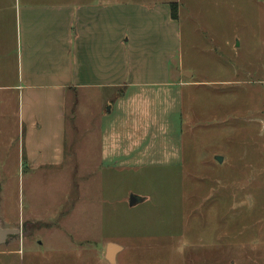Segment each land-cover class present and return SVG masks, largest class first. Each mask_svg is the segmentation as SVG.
<instances>
[{
  "label": "rangeland",
  "instance_id": "1",
  "mask_svg": "<svg viewBox=\"0 0 264 264\" xmlns=\"http://www.w3.org/2000/svg\"><path fill=\"white\" fill-rule=\"evenodd\" d=\"M161 1L132 0L177 5L166 83L69 107L62 165L0 107V264H264V0Z\"/></svg>",
  "mask_w": 264,
  "mask_h": 264
},
{
  "label": "crops",
  "instance_id": "2",
  "mask_svg": "<svg viewBox=\"0 0 264 264\" xmlns=\"http://www.w3.org/2000/svg\"><path fill=\"white\" fill-rule=\"evenodd\" d=\"M3 1L0 107L7 112L18 99L29 168L66 161L69 121L84 125L70 113L72 105L91 103L98 93L166 83L178 46L177 35H164V25L176 21L171 6L11 0L8 9Z\"/></svg>",
  "mask_w": 264,
  "mask_h": 264
},
{
  "label": "water",
  "instance_id": "3",
  "mask_svg": "<svg viewBox=\"0 0 264 264\" xmlns=\"http://www.w3.org/2000/svg\"><path fill=\"white\" fill-rule=\"evenodd\" d=\"M187 77L190 75L189 73L186 74ZM191 76V75H190ZM217 160L222 161L221 157H217ZM142 201V199H141ZM140 200H138L136 197H131V206L136 205ZM20 230L18 229H7L3 228L0 225V245L6 244L8 240L16 235H20ZM123 251V247L116 244V243H109L107 245L106 249V255L105 258L110 264H116L117 262V255Z\"/></svg>",
  "mask_w": 264,
  "mask_h": 264
},
{
  "label": "trees",
  "instance_id": "4",
  "mask_svg": "<svg viewBox=\"0 0 264 264\" xmlns=\"http://www.w3.org/2000/svg\"><path fill=\"white\" fill-rule=\"evenodd\" d=\"M172 17L174 19H178V15H177V5H172Z\"/></svg>",
  "mask_w": 264,
  "mask_h": 264
}]
</instances>
